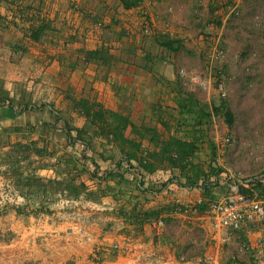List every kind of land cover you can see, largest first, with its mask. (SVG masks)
Segmentation results:
<instances>
[{"label":"crops","instance_id":"crops-1","mask_svg":"<svg viewBox=\"0 0 264 264\" xmlns=\"http://www.w3.org/2000/svg\"><path fill=\"white\" fill-rule=\"evenodd\" d=\"M110 2L0 0V195L8 189L20 195L19 188L31 193L22 205L51 209L62 191L42 185L79 174L87 190L105 192L95 203L104 211L95 215L98 237L92 246L121 243L132 233L153 244L169 264L178 263L181 256L201 261L213 252V242L209 240L207 211L199 213L196 205L226 197V189L239 181L235 185L220 181L210 199L203 197L201 181L194 182L195 170L190 167L210 163L208 137L203 146L200 140L194 143V117L177 106L175 83L163 70L154 72L150 40L163 32L142 35L137 13L124 9L119 0L116 10L109 9ZM15 4L31 5L45 14L50 28L44 31L42 43L29 42L12 26ZM96 19L104 21V29L93 26ZM150 22L157 30L152 19ZM128 32L130 36H126ZM176 33L182 32L177 29ZM79 49L97 50L100 56L85 62ZM104 111L125 120L117 137L100 133L108 123L102 122ZM79 129L85 130L82 140L75 138ZM172 139L197 147L182 165L175 153L156 154L161 144ZM127 156L135 165L133 170L137 161L144 159L150 163L149 171L136 170L139 174L133 175L121 168L107 182L92 177L91 161L104 173L114 170L119 162L123 165ZM169 160L177 164L170 166ZM181 166L186 168L181 170ZM19 173L27 179L19 178ZM33 180L38 185L30 190L23 185ZM176 201L184 211H177ZM150 211L159 214L146 216ZM158 219L163 221L160 229L154 227ZM14 220L13 213L0 216V227L18 230L21 222ZM241 234L245 241H252L264 232L250 228ZM229 245L223 256L226 264H235L230 254L236 252V245ZM92 249L70 245L72 255L68 258L84 260Z\"/></svg>","mask_w":264,"mask_h":264},{"label":"rangeland","instance_id":"rangeland-1","mask_svg":"<svg viewBox=\"0 0 264 264\" xmlns=\"http://www.w3.org/2000/svg\"><path fill=\"white\" fill-rule=\"evenodd\" d=\"M217 2L225 5V0ZM9 3L12 5L13 1ZM208 3L209 0H139L138 6L129 10L137 13L140 31L141 25L152 19L158 28H153V35L163 32L162 36L177 38L183 45L179 52L169 54L156 43V38L150 40L154 72L163 70L179 88L178 71L182 68L210 75L212 83L221 77L234 122L229 128L221 117L214 116L208 140L212 139L218 148L214 160L223 171L220 181L235 185L264 174V0H233L218 28L208 22ZM107 7L116 10V0ZM173 15L179 16L173 19ZM92 24L105 28L98 27L94 20ZM177 29L182 33L177 34ZM215 49L223 55L210 62ZM193 95L203 99L199 91ZM221 138L229 140L222 143ZM226 246L220 253L221 264H226ZM230 256L235 264H253L247 254L233 251Z\"/></svg>","mask_w":264,"mask_h":264},{"label":"built area","instance_id":"built-area-1","mask_svg":"<svg viewBox=\"0 0 264 264\" xmlns=\"http://www.w3.org/2000/svg\"><path fill=\"white\" fill-rule=\"evenodd\" d=\"M146 14V13H142ZM98 27L104 26L101 19L95 20ZM153 26L149 22L141 25L144 36L152 34ZM223 52L219 49L210 55V62L219 59ZM181 90L184 93L201 92L202 101L208 105L214 95L226 96V89L221 82L216 87L210 75L203 76L185 69L178 71ZM214 117V116H213ZM228 138H221L227 143ZM248 179L232 187L230 194L208 204L207 215L210 222L209 240L213 242V252L203 260L181 256L176 264H221L220 253L223 246L235 243L236 252L247 254L253 264H264V234H259L252 241L243 239V231L257 228L264 232V198L259 197L249 187ZM242 185L249 194L238 192ZM58 202L48 213L38 212L27 224L18 223V230L7 227L15 234L7 243L0 244V264H97L84 260H71L70 245L92 246L97 235V216L104 209L95 203L76 201L65 197V192L58 195ZM23 197L15 190L8 189L0 195V208L20 206ZM177 211H184L176 201ZM4 212L1 217H8ZM17 222L16 220H14ZM163 226L162 219L154 223L156 229ZM133 231V230H132ZM116 256L101 264H169L153 248V244L137 239L132 235L124 237L121 243L108 246Z\"/></svg>","mask_w":264,"mask_h":264},{"label":"trees","instance_id":"trees-1","mask_svg":"<svg viewBox=\"0 0 264 264\" xmlns=\"http://www.w3.org/2000/svg\"><path fill=\"white\" fill-rule=\"evenodd\" d=\"M122 7L126 10L135 8L139 4V0H119ZM224 4L218 3L217 0H209L208 3V12L211 17V19L208 21L209 24H211L212 28H218L221 25V20L223 16L225 15L226 9L231 7L233 5V0H225ZM13 20H12V26L14 28H17L21 31L24 38L28 39L31 43H42V40L44 38V31L50 28V22L45 17V14L39 10L34 8L31 5H19L15 4V9L12 13ZM156 43L160 46H162L165 50L177 53L182 48L183 45L180 40L171 38L169 36H158L156 39ZM78 53L81 54L85 60V62H88L92 59H97L100 56V52L95 50H86V49H79ZM213 64V63H212ZM221 77L216 78L214 81V86L216 87L219 83H221ZM173 90L176 92V104L177 106L182 109L187 114H190L194 117L195 122V130L192 133L194 143L197 140L201 141V146H203L205 143V138L209 137V131L211 129V125L213 122V116L215 117H221L225 123V125L229 128L232 127L234 122V116L232 111L230 110L228 103L225 99V97H222L220 94H217L216 97H214L213 101L210 105L207 103H204L202 101H199L195 98V96L192 93H184L181 88L177 84L173 87ZM85 116L89 117L90 113L84 110ZM102 122L107 121L105 126H103L100 129L101 134L106 135H112L113 137H117L119 134V129L123 123H125V120L118 116L114 115L113 113L109 111H104L101 115ZM114 122H117L119 126L114 127ZM104 123V122H103ZM68 133L69 130L67 129ZM85 132V130L79 129L76 130V139L82 140L81 134ZM213 141L208 140L207 138V147L209 148L210 155H211V161L206 166L198 165L195 167H190L191 170H195L194 172V182L197 180H200V188L202 190V195L204 198L211 197L212 189L214 187H217L220 183L219 175L223 172L222 169L217 165L216 161L214 160L215 157V147L213 145ZM135 149L138 148L134 146ZM197 147L193 143H185L182 141H178L175 139H172L168 141L166 144H161L160 151H158L156 154H172L175 153L177 156L180 157L181 162L179 164L182 165V160L193 153L194 150H196ZM212 163L215 164V166H212ZM93 165V171H92V177L97 179L99 182H107L108 178H113L115 175H117L116 171L123 168V171L129 172L131 174H137L138 172L143 171H149L150 169V163L147 160L140 159L137 161L136 170H133L135 165H133L130 161V156H127L125 158V162H123L124 166L121 165L122 163L119 162L115 165L114 170H111L109 172L99 173L98 167L95 162L91 161ZM168 164L170 166H175L177 163L175 161L169 160ZM186 168V166H181V170ZM131 170H133L131 172ZM140 170V171H139ZM116 173V174H115ZM139 174V173H138ZM137 174V175H138ZM19 178H25L27 179V176H23L22 173L18 174ZM213 178V179H212ZM249 187L252 189L259 197L264 198V174L252 177L250 178ZM190 184H193L192 182ZM24 186H27L29 190L31 187H35L38 185V181H31L27 182V184H23ZM54 186L56 189L61 190L62 192H65V197L69 199L74 200H82V201H89L94 203H99L100 198L104 196L105 192L102 189L96 190V191H90L87 190L84 183L80 181L79 174H75L73 177H70L68 179L65 178L61 181H47L44 186ZM18 187V186H17ZM40 188V185L38 186ZM20 195L23 198H27L28 195H30V192H22L21 190ZM238 192L242 194H249V191L245 189L242 185H238ZM230 189L227 191V194H230ZM208 199V200H209ZM177 207V206H176ZM196 209L199 213H203L207 211L208 209V201L202 200L199 204L196 205ZM175 210V209H174ZM183 210V209H182ZM50 211V208L48 206L39 205L36 208H31L28 204L20 205V206H11L7 208H0V215L4 214V212H10L13 213L16 220L23 224H27L30 218H33L37 215L38 212H44L48 213ZM159 214V211H150L146 214V216H149L151 218L156 217ZM131 216H129L130 218ZM138 225H140L138 223ZM15 234L12 230L5 228H0V244L1 243H7L12 238H14ZM116 256V252L113 251L110 247L104 246L102 244L95 246L90 253L87 254L85 257L86 260L90 262H94L97 264H101L104 261L111 260Z\"/></svg>","mask_w":264,"mask_h":264}]
</instances>
